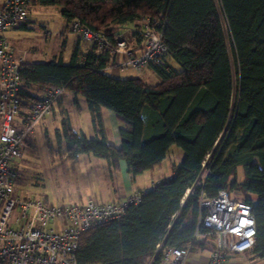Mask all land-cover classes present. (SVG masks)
<instances>
[{
    "label": "trees",
    "instance_id": "1",
    "mask_svg": "<svg viewBox=\"0 0 264 264\" xmlns=\"http://www.w3.org/2000/svg\"><path fill=\"white\" fill-rule=\"evenodd\" d=\"M33 1L60 5L69 25L78 17L113 41L123 36L118 27L148 17L154 30H163L168 48L163 63L150 64L159 77L154 84L142 77L107 72L111 53L98 51L96 45L86 52L76 49L69 62L56 56L26 60L20 66L22 113L41 97L37 86L63 87L90 101L95 137L76 130L68 115L58 129L71 158L94 153L106 158L111 170L125 160L135 176L161 164L172 145L184 149L174 175L141 190L140 201L131 203L121 218L82 234L78 262L147 264L226 127L205 182L189 196L182 219L168 232L167 243L187 247L196 222L184 223L183 217L192 206L197 217L201 195L212 197L227 189L253 203L257 239L251 251L264 258V0ZM138 27L135 33L142 42L144 22ZM234 61L238 99L232 115ZM103 107L112 109L121 122V147L106 136ZM214 246L211 233L195 241L193 249Z\"/></svg>",
    "mask_w": 264,
    "mask_h": 264
},
{
    "label": "built area",
    "instance_id": "2",
    "mask_svg": "<svg viewBox=\"0 0 264 264\" xmlns=\"http://www.w3.org/2000/svg\"><path fill=\"white\" fill-rule=\"evenodd\" d=\"M29 3L30 0H2L0 5V264H80L78 250L82 234L102 223L121 218L131 203L140 201L141 193L113 202L90 198L84 204L45 202L12 195L16 178L14 163L23 155L25 139L37 122L52 111L64 91L63 87H46L45 94L32 100L25 113L21 112L20 66L27 60L26 50H15L8 33L28 19ZM143 19L146 22L140 53L128 56L122 62L123 66L140 69L164 61L168 48L163 30H154L150 18ZM69 26L71 31L96 45L98 51L129 52L128 41L123 36L113 41L103 31L92 28L78 17L73 18ZM213 156L214 152L206 156L200 173L181 200V208L171 215L168 232L182 219V209L189 196L205 182ZM191 219L196 222L191 243L187 247L168 244L167 232L156 244L147 264H186L194 242L211 233L215 235V246L205 264H227L229 254L250 251L256 243L253 203L234 196L227 189H220L212 197L201 195L198 215Z\"/></svg>",
    "mask_w": 264,
    "mask_h": 264
},
{
    "label": "rangeland",
    "instance_id": "3",
    "mask_svg": "<svg viewBox=\"0 0 264 264\" xmlns=\"http://www.w3.org/2000/svg\"><path fill=\"white\" fill-rule=\"evenodd\" d=\"M29 22L28 28L22 31L23 37L17 38L23 47L30 49V57L38 61H46L52 59L55 55L62 56L65 62L71 60L73 54L72 45L63 44V38L67 37L70 32L66 26L60 25L64 20L60 13V5H43L38 4L29 6ZM224 27L227 28L226 17L221 14ZM137 20L128 24L134 25ZM146 22L140 19V23ZM70 28V26H69ZM119 29L121 27H118ZM64 31L65 35H60ZM12 36V35H11ZM15 40V39H14ZM229 41V37H228ZM127 43V48H128ZM231 45V43H230ZM119 53H125L120 51ZM118 54V53H117ZM127 54V53H125ZM143 68V67H142ZM137 69L126 66L124 70L119 69L120 77L129 78L141 76L148 83H157L159 77L155 70L148 67L141 70L140 74L134 75ZM115 71L112 70V73ZM148 74L149 76H146ZM233 76L235 81V89L232 93V115L234 107L238 99V73L235 61L233 62ZM67 98L63 105H56L52 114H47L41 118L35 125L32 132L28 134L23 145V155L15 160L14 167L16 170L15 187L13 196H21L23 198H38L45 202H73L80 203V200L92 193L96 186H107L108 177L103 183L93 177L97 173L99 163H90L87 159V153H81L79 159L71 158L69 150L64 140L58 136V129L62 126L64 118L67 116L66 111L74 116L80 115L82 118L86 116L85 96L79 95V104L74 101L75 95L71 92L66 93ZM67 109V110H66ZM230 116V121L231 117ZM85 125V121H84ZM228 127L223 131L219 139L215 143L214 149L210 152L215 154L219 148ZM86 158V159H85ZM184 158V149L177 144L171 146L168 155L163 161L161 171L170 172L174 165H179ZM106 162V158H103ZM94 168L95 170H92ZM150 174L151 171H147ZM98 189V188H95ZM234 196H242L239 192H233ZM194 216V206H192L184 216V223L191 222ZM234 260L241 264H253L242 254L236 255Z\"/></svg>",
    "mask_w": 264,
    "mask_h": 264
},
{
    "label": "crops",
    "instance_id": "4",
    "mask_svg": "<svg viewBox=\"0 0 264 264\" xmlns=\"http://www.w3.org/2000/svg\"><path fill=\"white\" fill-rule=\"evenodd\" d=\"M1 3H2V0H0V5ZM31 4L33 7L34 5H38L40 3H37L32 0L30 1L29 6ZM59 8H60V13H61L62 7L60 6ZM62 17L64 18L63 15ZM28 22H29V17L27 20L23 21L18 26L12 28L8 33V37L13 47L15 48V50H17L18 52H19L18 49L26 50L27 60L38 61L30 57L29 54L30 52H32L30 51V49L23 47V45H21V43H19L18 40H16L17 38H21L24 36V34H22V31H25L28 28L29 26ZM138 24H140V20H137L136 24L134 25L126 24V25L120 26L121 28L119 29V31L121 32V35L129 39L128 41V44H129L128 51L129 52L127 54L125 53L112 54L111 53V60L109 64L107 65V67L105 68V70L111 73L112 75L119 76V73H117V71H119V69L124 70V67L126 66H131L135 68L132 65L123 66L122 62H124V60L128 56H133V55H137L140 53L141 42L138 40L139 38L135 33L136 30L138 31L140 30V28L138 27ZM60 25H61V28L62 26H66L70 32V34L67 37L63 38V44L65 45L71 44L73 48V52L78 48L80 49L81 52H86L90 48L93 47V43L87 42L86 40L82 38L80 34L71 31V29L69 28V24L65 18L64 20L60 22ZM60 35L64 36L65 32L64 31L62 32L61 30ZM56 56L57 55H55L54 57ZM148 67L152 68L150 65H146L140 69L135 68L137 70L133 74L134 75L140 74L138 72H140L141 70L143 71ZM112 70H114L115 72L112 73ZM146 76H149V75L146 74ZM136 77H141V76L137 75ZM45 90H46V87L40 88L38 86L35 89L38 95H44ZM68 92L70 91H67L64 89L63 93L60 95V97L55 102L54 107L56 105H63L65 99L67 98L66 93ZM74 95H75L74 101L79 104L80 94H74ZM54 107L52 111L50 112V114L53 113ZM84 108L86 109L85 118H82L79 114L74 116L72 113H69L67 109H66L67 110L66 113L69 116L70 121L76 130L83 131L88 137L92 138V137H95L96 135V131L94 128V123H93L94 113H93L92 105L90 101L86 98V96H85V107ZM101 114H102L103 124L105 127L106 136L108 140L114 143L116 146L121 147L122 146V139L120 135L121 122L118 120L116 113L112 109L103 107L101 109ZM46 116L47 115H45L44 117ZM84 121H85V125H84ZM80 155L81 153H79L76 158L79 159ZM86 155H87L86 157L88 159V162L99 163L100 165H102L99 168H97V173L95 177H93V180L95 178L94 182H96V179H97L100 181L99 183H103L105 181V178L108 177L109 183H107V186H101L103 189H101L99 186H96L95 188H98V189L94 188L92 193H89L88 195L84 196L80 200V203L78 202V204H84L90 198H98L106 202L125 200L127 199V197L131 195H135L141 190L149 189L153 187L155 184H157L158 182L164 179L170 178L172 175L175 174L176 166H177V165H174V167L171 169V173L162 172L161 171V167L163 164L162 162L161 164L157 165L155 168L146 170L134 176L129 171L127 162L125 160L120 161L119 168L115 170H111L109 161L106 160L105 162L104 160H102L104 157H101L94 153H87ZM165 159L163 161H165ZM92 170H95V169L92 168ZM147 171H151L150 174H146L148 173ZM210 251H211V248L198 247L196 249H193L189 255V258L186 264H205L207 258L209 257ZM239 254H242L249 261H254L253 264H264V258L260 257L258 254L254 253L251 250L247 252H241V253L234 252V253L229 254L227 264H241V262L234 260L236 255H239Z\"/></svg>",
    "mask_w": 264,
    "mask_h": 264
}]
</instances>
